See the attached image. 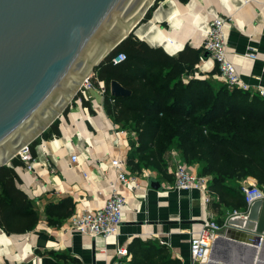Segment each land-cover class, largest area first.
<instances>
[{
    "label": "crops",
    "instance_id": "crops-1",
    "mask_svg": "<svg viewBox=\"0 0 264 264\" xmlns=\"http://www.w3.org/2000/svg\"><path fill=\"white\" fill-rule=\"evenodd\" d=\"M160 3L135 28V37L176 56L187 45L202 48L208 23L219 16L226 18L224 33L229 58L251 88H264V0H161ZM249 47L256 53L255 59L245 55ZM202 64L198 69L201 78L213 81L216 86L222 83L211 59ZM184 74L182 80L187 81ZM88 94L87 104L81 99L74 101L55 120L59 134L39 135L33 141L32 160L17 166L18 186L32 200L38 220L25 232L8 233L0 227V264H130L131 256L117 255V246L127 248L133 237L158 240L167 237V233H170V255L189 264L188 240L205 216L201 193L177 190L169 184L176 157L197 173L200 164L186 161L171 147L164 155L169 177L146 167L133 172L139 187L123 184L111 160L121 157L127 161L136 136L107 112L97 88L90 89ZM71 154L77 155L76 162L71 161ZM27 164L31 169L25 167ZM127 170L131 171L128 162ZM207 176L209 180L211 176ZM150 178L157 179L161 188L151 187ZM112 184L126 197L117 235L104 238L64 233L61 227L68 217L86 207L103 205ZM64 198L74 204L70 215L59 225L49 223L47 205ZM209 208L214 216H221L213 201ZM210 255L214 260L208 264H246L249 259L248 251L218 235L203 260ZM258 264H264V245Z\"/></svg>",
    "mask_w": 264,
    "mask_h": 264
},
{
    "label": "trees",
    "instance_id": "trees-1",
    "mask_svg": "<svg viewBox=\"0 0 264 264\" xmlns=\"http://www.w3.org/2000/svg\"><path fill=\"white\" fill-rule=\"evenodd\" d=\"M118 51H124L126 57L113 64L110 56ZM203 51L187 45L174 56L131 32L94 70L104 82L107 112L123 128L135 132L127 160L131 171L152 167L169 177L164 155L173 147L186 161L200 164L199 174L211 176L208 190L221 215L217 220L222 221L226 210L245 207L238 180L252 176L264 189V98L224 83L216 86L199 76L183 81L182 74L195 69ZM112 79L130 90L112 96L114 104L109 102ZM81 100L88 103L84 96ZM51 134H59L56 121L43 136ZM33 145L32 141L31 153ZM20 164L23 161L15 156L0 166V227L8 233L30 230L38 220L32 200L18 186ZM73 205L69 198L48 204V222L59 225ZM127 251L130 264H183L158 240L133 237Z\"/></svg>",
    "mask_w": 264,
    "mask_h": 264
},
{
    "label": "water",
    "instance_id": "water-1",
    "mask_svg": "<svg viewBox=\"0 0 264 264\" xmlns=\"http://www.w3.org/2000/svg\"><path fill=\"white\" fill-rule=\"evenodd\" d=\"M155 1L0 0V166L65 112L83 80ZM208 55L205 49L203 56ZM109 90L111 96L130 93L116 79L110 80ZM149 184L161 188L157 179L150 178ZM247 216L245 222L232 219V227L220 230L218 237L248 251L246 264H258L264 198L249 205ZM213 260L210 255L200 264Z\"/></svg>",
    "mask_w": 264,
    "mask_h": 264
},
{
    "label": "built area",
    "instance_id": "built-area-1",
    "mask_svg": "<svg viewBox=\"0 0 264 264\" xmlns=\"http://www.w3.org/2000/svg\"><path fill=\"white\" fill-rule=\"evenodd\" d=\"M225 19L226 18L219 16L208 23L201 47L204 50L207 49L209 55L208 57H204L203 54H200L195 64V69L191 73L184 74L183 78L188 80L191 77H200L201 75L198 72L200 65L207 59H211L218 68L216 76L222 83L226 84L229 88L249 91L250 95L257 93L264 98V88H251L250 85L241 78L235 64L229 58V48L224 33ZM229 19L231 18L229 17ZM245 55L252 59L256 58V53L253 51L252 47H249ZM125 57L126 54L124 51H118L110 56V60L113 64H116L123 61ZM91 78L92 76L89 75L83 80L73 101L80 100L81 96L88 99V92L92 88H97V91L104 101L105 86L103 81L98 80L97 84H95ZM109 102L114 104V97L111 96ZM119 130L123 132V129ZM133 133L135 134L134 131ZM16 156H19L22 161L32 160L29 145H26ZM70 159L72 162H76L77 155L71 154ZM111 164L117 169V178L123 184L139 187V182L137 181L135 173L127 170V161L124 158L115 157L111 160ZM25 167L28 170L31 169V165L27 164ZM172 173L173 180L169 186L177 190H186L189 192L198 190L201 193L202 205L205 211V216L201 219L197 229L192 232L188 240L189 264H198L201 260L205 259L212 241L214 237L218 235L219 231L232 227V219H240L245 222L248 218L247 212L249 205L256 199L264 198V189L257 183L254 177L247 176L240 181V189L244 195L245 207L226 210L222 221H218L217 217L213 215V212L209 208V204L213 201L214 196L211 195L208 190V176L195 172L184 160H180L177 157L174 161ZM110 187L111 189L108 197L103 205L94 208L86 207L71 214L61 227L63 232L69 235L83 234L90 237H95L97 235H101L104 238L116 236L123 220V208L126 204V197L118 191L114 184L110 185ZM169 234L170 233H167V237H159V243L171 247ZM260 241L261 239L258 240V242ZM116 248L117 255H128L125 246H117ZM112 264H117V262Z\"/></svg>",
    "mask_w": 264,
    "mask_h": 264
},
{
    "label": "rangeland",
    "instance_id": "rangeland-1",
    "mask_svg": "<svg viewBox=\"0 0 264 264\" xmlns=\"http://www.w3.org/2000/svg\"><path fill=\"white\" fill-rule=\"evenodd\" d=\"M160 2H161V0H158L155 6L161 4ZM155 6H154V5L151 6V8H152L151 11H153V9L155 8ZM150 14H151V13H150ZM134 31H135V30L132 31V34L135 33ZM90 75L92 76V78H91L92 81H95V82L97 83L99 79H98V76H97L95 70H93V72H92ZM96 77H97V78H96ZM95 82H94V83H95ZM96 83H95V84H96ZM103 83H104V82H103ZM73 103H74V101H73V99H72V100L70 101L69 105H71V104H73ZM69 105L66 107L65 112H66L67 110H69V107H70ZM128 130H130V129H128ZM131 131H133V130H131ZM168 161H169V160H168ZM169 162H170V161H169Z\"/></svg>",
    "mask_w": 264,
    "mask_h": 264
},
{
    "label": "bare ground",
    "instance_id": "bare-ground-1",
    "mask_svg": "<svg viewBox=\"0 0 264 264\" xmlns=\"http://www.w3.org/2000/svg\"><path fill=\"white\" fill-rule=\"evenodd\" d=\"M151 5H152V4H151ZM150 7H151V6H150ZM141 15H142V14H141ZM141 15H140V16H141ZM140 16H139V17H140ZM142 20H143V19H142ZM142 20L138 21V19H137V20H136L137 23L135 22L136 24L134 23V24L130 27V29H131L130 31L132 32L133 30H135V28L140 24V22H141ZM203 64H204V63H203ZM203 64H202V65H203Z\"/></svg>",
    "mask_w": 264,
    "mask_h": 264
}]
</instances>
